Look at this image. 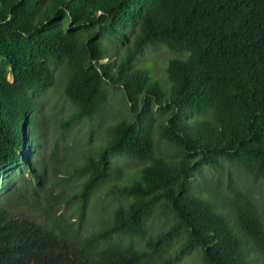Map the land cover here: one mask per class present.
<instances>
[{
    "label": "trees",
    "instance_id": "16d2710c",
    "mask_svg": "<svg viewBox=\"0 0 264 264\" xmlns=\"http://www.w3.org/2000/svg\"><path fill=\"white\" fill-rule=\"evenodd\" d=\"M156 44L178 53L162 76L134 65ZM60 61L72 106L62 127L96 113L105 82L121 86L128 116L39 220L13 206L39 182L34 93ZM121 158L142 164L111 188L122 199L109 218L82 231L91 191ZM204 169L264 180V0H0V264H172L193 247L201 264H264L260 213L239 193L223 206L196 193ZM63 199L75 219L57 211Z\"/></svg>",
    "mask_w": 264,
    "mask_h": 264
},
{
    "label": "rangeland",
    "instance_id": "374dc122",
    "mask_svg": "<svg viewBox=\"0 0 264 264\" xmlns=\"http://www.w3.org/2000/svg\"><path fill=\"white\" fill-rule=\"evenodd\" d=\"M177 54L162 44L145 46L138 54L134 65L146 67L154 74L162 76L167 58ZM66 76V66L60 61L53 67V81L34 93L38 109L37 119L32 125V131L35 130L36 135L33 139V153L40 167L39 182L35 183V191L25 192L22 200L16 202L13 209L26 210L39 220L50 219L44 209L48 197L57 192L70 193L78 179L83 176L76 174L74 166L104 141L110 124L128 116L127 102L121 86L105 82L106 98L96 113L81 118L67 128L62 127L61 120L72 109L63 93ZM157 80L163 85L160 79ZM158 117L156 113L154 123L159 119ZM152 129L155 151L160 154H170L171 148L163 140L158 139L155 133L156 125ZM141 164L142 161L121 158L119 165L122 166L123 171L119 175H108L93 188L88 198L82 231L88 232L109 218L111 209L122 199L111 188L127 181L131 176H136ZM230 172L231 175L225 169L200 171L196 174L200 181L194 187L195 192L210 194L220 206L228 203L234 194L239 193L240 197L245 196L253 204L264 220V180L237 169H231ZM58 179L63 180L58 181ZM20 181L19 178L15 179L13 186L20 184ZM67 204L63 199L58 204L57 211L66 208V212H70L72 219H75V201L73 200L68 206ZM159 221L158 219L151 221L149 230L157 228ZM172 264H201L199 249L191 248L182 253Z\"/></svg>",
    "mask_w": 264,
    "mask_h": 264
}]
</instances>
